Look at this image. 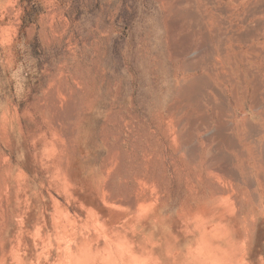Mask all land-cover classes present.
Instances as JSON below:
<instances>
[{"label":"rangeland","instance_id":"374dc122","mask_svg":"<svg viewBox=\"0 0 264 264\" xmlns=\"http://www.w3.org/2000/svg\"><path fill=\"white\" fill-rule=\"evenodd\" d=\"M26 1L0 0V264H264V0Z\"/></svg>","mask_w":264,"mask_h":264},{"label":"bare ground","instance_id":"6f19581e","mask_svg":"<svg viewBox=\"0 0 264 264\" xmlns=\"http://www.w3.org/2000/svg\"><path fill=\"white\" fill-rule=\"evenodd\" d=\"M190 8H188L187 10H189ZM180 12V11H179ZM188 12H190V10L189 11H185L184 13H186V15H187V13ZM178 13V12H177ZM181 13V12H180ZM189 14H191V13H189ZM189 14H188V16H189ZM182 15H184L183 14V12H182ZM185 15V16H186ZM179 17H180V14L178 15ZM182 19H183V17H182ZM181 20V19H180ZM180 22V21H179ZM203 44L205 45V46H208V45H206L204 42H203ZM204 45H203V47H204ZM200 46V45H199ZM201 46H202V44H201ZM201 48V47H200ZM199 48V49H200ZM203 49V48H202ZM67 111H69V109L67 110ZM66 113V112H65ZM70 113V115H71V112H69ZM60 115H62V114H60ZM65 115V114H64ZM67 116V115H66ZM63 118V117H62ZM64 118H66V117H64ZM68 118H71L70 116L68 117ZM67 119V118H66ZM264 146V145H263ZM194 148V147H193ZM193 150H195V149H193ZM263 151V150H262ZM192 153L194 152V151H191ZM225 156H226V154H224ZM216 156V155H215ZM228 156V155H227ZM263 156V155H262ZM221 156L219 155V158L218 159H220V160H222L221 158H220ZM214 159V158H213ZM218 159H215L216 161L218 160ZM229 159V158H228ZM262 160H261V176H262V178H260L261 180H263V182H264V157L263 158H261ZM220 160H218V161H220ZM225 162H226V160H225ZM222 164V163H221ZM229 165V164H228ZM227 165V166H228ZM223 166V165H222ZM223 167H226V166H223ZM222 167V168H223ZM225 170V169H224ZM226 170H227V167H226ZM222 171H223V169H222ZM226 172V171H225ZM235 175V174H234ZM233 175V176H234ZM134 197V196H133ZM132 197V198H133ZM127 201V200H126ZM114 203V202H113ZM116 203V202H115ZM118 203V202H117ZM120 203V202H119ZM131 203H132V201H131ZM124 205V204H123ZM132 206V205H131ZM245 238V237H244Z\"/></svg>","mask_w":264,"mask_h":264},{"label":"trees","instance_id":"16d2710c","mask_svg":"<svg viewBox=\"0 0 264 264\" xmlns=\"http://www.w3.org/2000/svg\"><path fill=\"white\" fill-rule=\"evenodd\" d=\"M27 5H26V15L29 16L30 20H32V16L34 17L37 12L39 11V5L36 3H33L30 0L26 1Z\"/></svg>","mask_w":264,"mask_h":264}]
</instances>
